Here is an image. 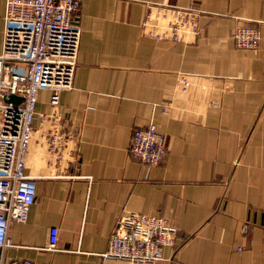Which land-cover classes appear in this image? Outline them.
I'll use <instances>...</instances> for the list:
<instances>
[{
  "label": "crops",
  "instance_id": "obj_1",
  "mask_svg": "<svg viewBox=\"0 0 264 264\" xmlns=\"http://www.w3.org/2000/svg\"><path fill=\"white\" fill-rule=\"evenodd\" d=\"M78 1L77 65L59 107L73 152L47 151L50 126L38 118L51 107L41 90L24 168L35 200L26 222L9 225L0 256L122 264L101 255L120 216L139 213L178 230L155 264H264V0ZM159 6L198 10V36H146L141 25ZM4 9L0 0V52ZM238 27L259 28L255 49L236 47ZM149 122L166 148L153 167L128 153L133 130ZM52 226L57 249L47 251Z\"/></svg>",
  "mask_w": 264,
  "mask_h": 264
},
{
  "label": "built area",
  "instance_id": "obj_2",
  "mask_svg": "<svg viewBox=\"0 0 264 264\" xmlns=\"http://www.w3.org/2000/svg\"><path fill=\"white\" fill-rule=\"evenodd\" d=\"M78 0H5L2 49L0 52V253L9 247L11 223H24L34 204L36 182L24 173L28 146L37 118L36 104L41 90L49 92L51 111L39 114L50 131L47 151L61 159L72 154L75 138L64 125L60 94L73 85L77 65L80 30L73 23ZM200 12L194 8H155L141 27L146 36L157 41H183L199 31ZM236 47L253 50L258 46V27H238L231 34ZM185 93L189 82L178 78ZM24 98L19 105L5 103L8 95ZM165 112V110H163ZM165 137L153 122L135 128L128 153L147 167L156 166L165 155ZM177 228L166 218L139 213L120 216L108 238L103 260L122 264H155L162 259L164 247H172ZM58 228L48 230L45 246L55 251ZM3 255V254H2ZM0 264H35L31 261H6Z\"/></svg>",
  "mask_w": 264,
  "mask_h": 264
},
{
  "label": "water",
  "instance_id": "obj_3",
  "mask_svg": "<svg viewBox=\"0 0 264 264\" xmlns=\"http://www.w3.org/2000/svg\"><path fill=\"white\" fill-rule=\"evenodd\" d=\"M23 100H24L23 97L17 96V95H12V94H10L4 98L5 103H11L13 105H19L20 103L23 102Z\"/></svg>",
  "mask_w": 264,
  "mask_h": 264
},
{
  "label": "rangeland",
  "instance_id": "obj_4",
  "mask_svg": "<svg viewBox=\"0 0 264 264\" xmlns=\"http://www.w3.org/2000/svg\"><path fill=\"white\" fill-rule=\"evenodd\" d=\"M198 34H199V31H198ZM198 34L196 36H194V37H197ZM187 38H193V37L192 36H187Z\"/></svg>",
  "mask_w": 264,
  "mask_h": 264
}]
</instances>
